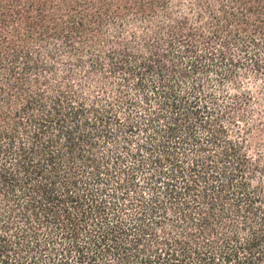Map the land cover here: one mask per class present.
Returning <instances> with one entry per match:
<instances>
[{
	"label": "trees",
	"instance_id": "trees-1",
	"mask_svg": "<svg viewBox=\"0 0 264 264\" xmlns=\"http://www.w3.org/2000/svg\"><path fill=\"white\" fill-rule=\"evenodd\" d=\"M240 73L264 95V0H0V264H264V160L225 123L253 93L207 88Z\"/></svg>",
	"mask_w": 264,
	"mask_h": 264
},
{
	"label": "rangeland",
	"instance_id": "rangeland-1",
	"mask_svg": "<svg viewBox=\"0 0 264 264\" xmlns=\"http://www.w3.org/2000/svg\"><path fill=\"white\" fill-rule=\"evenodd\" d=\"M184 8V5H182ZM175 12L180 11V6L174 7ZM169 21L163 15L158 18H141L136 16H129L124 25L120 29V32L115 31V27L111 26L107 28V34L112 40L117 38H124L129 41L130 45L134 49L141 48L143 42V35L145 33L152 34L156 29V25L165 27ZM118 35V37H117ZM66 58L62 59L57 66L58 72L61 74L65 71V66L68 64ZM66 64V65H63ZM77 74L79 82L82 84L83 92L85 95L93 96L102 93L103 87L107 86L109 89L113 88L115 83L114 78L105 79L100 72H90V68L86 65L71 67ZM262 81L253 75L240 73L235 78L227 83L219 84L214 77H209L207 81V88L213 90L219 99L220 104L225 107L230 104L231 101L241 95V93L247 89L251 90L253 96L247 99L239 100V104L235 107L232 113L233 125H230L228 121H225L229 127L231 135L237 136L241 130L245 138H247L249 144V152L255 156H262L264 160V95L262 93ZM135 91L132 89V93ZM136 111L142 110V107L138 105Z\"/></svg>",
	"mask_w": 264,
	"mask_h": 264
}]
</instances>
